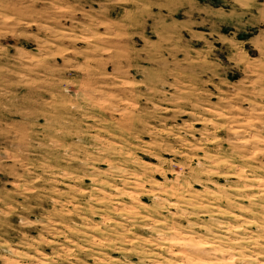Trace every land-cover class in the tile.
I'll list each match as a JSON object with an SVG mask.
<instances>
[{"label": "clouds", "instance_id": "clouds-1", "mask_svg": "<svg viewBox=\"0 0 264 264\" xmlns=\"http://www.w3.org/2000/svg\"><path fill=\"white\" fill-rule=\"evenodd\" d=\"M0 264H264V0H0Z\"/></svg>", "mask_w": 264, "mask_h": 264}]
</instances>
